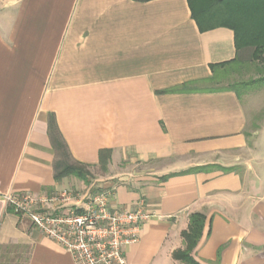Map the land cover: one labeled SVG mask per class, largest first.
<instances>
[{"label": "crops", "instance_id": "0c3cea01", "mask_svg": "<svg viewBox=\"0 0 264 264\" xmlns=\"http://www.w3.org/2000/svg\"><path fill=\"white\" fill-rule=\"evenodd\" d=\"M250 52L227 26L201 30L188 0H0L2 261L25 250L24 264H75L6 194L72 191L67 210L101 190L155 213L125 264H183L174 254L195 212L206 215L199 263L264 264V158L248 154L242 98L211 86L213 64ZM183 84L192 90L161 92ZM76 162L87 180L56 177Z\"/></svg>", "mask_w": 264, "mask_h": 264}, {"label": "built area", "instance_id": "2783aa9c", "mask_svg": "<svg viewBox=\"0 0 264 264\" xmlns=\"http://www.w3.org/2000/svg\"><path fill=\"white\" fill-rule=\"evenodd\" d=\"M4 198L15 213L67 250L75 264H125L124 247L139 240L145 223L155 214L145 198L132 210L120 208L113 204L112 191L96 190L84 208L67 210L63 208L73 199L72 191L50 196L25 191Z\"/></svg>", "mask_w": 264, "mask_h": 264}, {"label": "trees", "instance_id": "16d2710c", "mask_svg": "<svg viewBox=\"0 0 264 264\" xmlns=\"http://www.w3.org/2000/svg\"><path fill=\"white\" fill-rule=\"evenodd\" d=\"M136 1H150V0H136ZM192 10L193 18L196 20L201 30H208L218 26H227L234 30L235 40L238 49H251L250 57L253 62L260 56L264 55V0H188ZM241 60L242 57L232 61L213 64V76L211 81H216L219 78H224L228 75L229 70L236 69L233 65ZM264 82V76L260 79L236 82L230 86L218 87L212 90H234L241 96V88H246L249 85ZM192 89L188 84H183L179 87L167 89L161 92H187ZM111 149H102L100 151V164L103 169H106L109 160L111 159ZM208 166L196 167L193 171L208 169ZM223 170L228 171L231 168L222 167ZM67 175H74L83 180H87L90 176L88 165L76 162L68 164L56 173L57 178ZM169 176L162 177L163 180ZM206 222V215L201 212H195L190 215L189 227L183 232L184 243L186 248L184 250L176 251L174 257L183 262V264H201L194 255L193 251L201 240L204 226ZM6 253L1 254L5 257ZM17 258V259H16ZM14 264H20L22 256L16 255ZM9 260H0V264H9ZM13 262L11 264H13Z\"/></svg>", "mask_w": 264, "mask_h": 264}, {"label": "rangeland", "instance_id": "374dc122", "mask_svg": "<svg viewBox=\"0 0 264 264\" xmlns=\"http://www.w3.org/2000/svg\"><path fill=\"white\" fill-rule=\"evenodd\" d=\"M244 64L241 60L237 61L233 67L236 69L229 70V73L224 78H219L216 81L211 82L212 87H225L230 86L236 82H247L260 79L264 76V55L260 56L255 62L252 61L250 53L246 57L242 58ZM241 98L248 113L249 122V138H250V148L252 151L248 154H255V158H264V82L255 83L249 85L246 88H241ZM143 166V165H142ZM141 165L135 167L132 171L133 174L144 172ZM92 169V168H91ZM132 170V169H131ZM92 171L97 173L96 169ZM96 171V172H95ZM104 172L98 171V175H103ZM4 252L0 251L1 254ZM23 258L20 260V264L25 263V258L27 257V252L24 250H19L18 252Z\"/></svg>", "mask_w": 264, "mask_h": 264}]
</instances>
